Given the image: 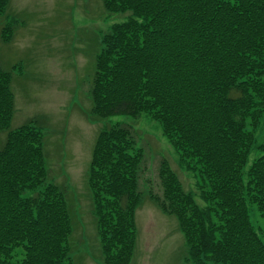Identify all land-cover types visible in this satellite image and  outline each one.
I'll use <instances>...</instances> for the list:
<instances>
[{"label": "trees", "instance_id": "1", "mask_svg": "<svg viewBox=\"0 0 264 264\" xmlns=\"http://www.w3.org/2000/svg\"><path fill=\"white\" fill-rule=\"evenodd\" d=\"M100 1L106 15H129L95 45L91 121L145 115L158 123L203 203L165 158L160 192L141 190L145 153L134 128L104 127L86 171L103 264L130 263L144 198L175 218L194 264H264L248 209L264 224V139L253 133L264 116V0ZM13 112L11 75L0 64V132ZM34 122L9 130L0 146V264H72L74 214L67 191L47 182Z\"/></svg>", "mask_w": 264, "mask_h": 264}, {"label": "rangeland", "instance_id": "2", "mask_svg": "<svg viewBox=\"0 0 264 264\" xmlns=\"http://www.w3.org/2000/svg\"><path fill=\"white\" fill-rule=\"evenodd\" d=\"M128 15H106L100 0H7L0 13V64L11 75L14 94L9 130L36 120L34 125L43 134L47 182L67 191L74 214L72 264H103L86 171L96 135L104 127L126 124L134 128L145 153L141 190L151 187L160 192L157 171L165 158L185 191L203 206L194 176L178 167L158 123L145 115L137 119L113 116L95 122L89 117L95 45L113 24L123 22ZM3 31H9L7 37ZM9 130L0 132V146ZM253 133L256 143L262 142L264 116ZM257 157L253 149L245 170ZM248 209L253 228L264 241L263 221L255 207L249 205ZM135 224V249L129 264H194L188 259L175 218L162 214L147 198L135 212Z\"/></svg>", "mask_w": 264, "mask_h": 264}]
</instances>
